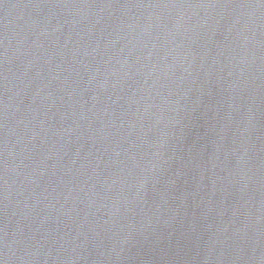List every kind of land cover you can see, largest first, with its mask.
Returning <instances> with one entry per match:
<instances>
[{"label": "water", "instance_id": "water-1", "mask_svg": "<svg viewBox=\"0 0 264 264\" xmlns=\"http://www.w3.org/2000/svg\"><path fill=\"white\" fill-rule=\"evenodd\" d=\"M2 264H264V0H0Z\"/></svg>", "mask_w": 264, "mask_h": 264}, {"label": "snow or ice", "instance_id": "snow-or-ice-1", "mask_svg": "<svg viewBox=\"0 0 264 264\" xmlns=\"http://www.w3.org/2000/svg\"><path fill=\"white\" fill-rule=\"evenodd\" d=\"M0 264H2V262H0Z\"/></svg>", "mask_w": 264, "mask_h": 264}]
</instances>
